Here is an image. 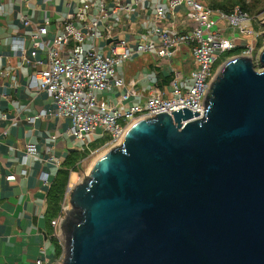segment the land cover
I'll return each instance as SVG.
<instances>
[{"label":"water","instance_id":"obj_1","mask_svg":"<svg viewBox=\"0 0 264 264\" xmlns=\"http://www.w3.org/2000/svg\"><path fill=\"white\" fill-rule=\"evenodd\" d=\"M258 59L228 58L203 116L133 122L69 185L64 264H264V47Z\"/></svg>","mask_w":264,"mask_h":264},{"label":"crops","instance_id":"obj_2","mask_svg":"<svg viewBox=\"0 0 264 264\" xmlns=\"http://www.w3.org/2000/svg\"><path fill=\"white\" fill-rule=\"evenodd\" d=\"M101 1L109 11L118 2L128 4L130 9L117 10L102 21L99 36L79 46L71 42L69 48L85 50L95 45L108 55L110 45L118 39L127 40L132 47L140 42L156 44L154 30L158 27L189 31L196 25L186 6L175 12L174 20L167 7L166 17L158 19L156 8L165 5L163 0H0V264H36L38 259L54 262L63 253L59 228L47 213L49 188L73 151L86 150L106 136L97 135L82 145L70 132V117L55 114L54 97L39 91L32 82L33 64L45 60L46 55L40 51L36 58L30 56L34 44L30 36L37 26L45 25L49 33L44 40L50 43L69 14L88 2L97 7ZM96 12H89L88 20ZM23 16L30 24L22 22ZM107 27L111 28L112 38ZM218 28L226 38H230L228 33H232V38L239 34V29L225 19L218 20ZM21 41L32 63L17 54L15 43ZM245 41L240 36L239 43ZM193 67V44L182 45L171 60L161 58L154 50L136 54L118 66L125 85L110 89L104 98L118 103L122 92L134 88L136 94L122 103L127 107L144 103L154 90L169 96L177 76L186 91ZM29 145L36 149L32 154L27 151ZM43 173L48 174L47 181L42 178Z\"/></svg>","mask_w":264,"mask_h":264},{"label":"built area","instance_id":"obj_3","mask_svg":"<svg viewBox=\"0 0 264 264\" xmlns=\"http://www.w3.org/2000/svg\"><path fill=\"white\" fill-rule=\"evenodd\" d=\"M146 2L149 0H138ZM165 5H158L156 17L165 18L168 14L166 7L171 12L174 20L175 12L182 6L189 9L191 18L196 25L189 31H180L158 27L154 30L158 42H140L132 47L127 40L118 39L110 45V54L101 52L95 45L85 50L69 48L71 42L85 43L89 38L100 35L102 21L108 20L117 10H129L128 4L116 3L112 11H109L104 1L96 7L94 3L88 2L78 8L75 13L67 16L63 28L56 33L50 43H46L44 37L49 33L48 27L39 25L31 34L34 42L30 53L36 58L38 53L43 51L45 60L35 62V69L32 73V82L39 91L53 96L56 103L55 114L58 116H69L71 119V134L87 145L95 136L109 137L108 143L113 145L119 143L124 137L129 126L145 117L156 116L158 112L172 111L187 107L196 113L201 111L197 119L203 116L205 109V98L209 91L212 78L217 72L214 66L220 55L228 50L237 47L243 49L242 54L254 55L255 46L247 41L239 43L241 34H254L250 28V15L239 7L233 13L227 14L221 10H215L197 0H163ZM93 9L97 12L93 19L88 20L87 14ZM225 19L230 25L239 29V36L226 38L221 35L223 30L218 28V20ZM22 22L30 24L28 18L23 16ZM76 22H79L78 26ZM175 27V25L173 26ZM110 27L106 28L109 37H113ZM193 44L194 67L191 74V82L187 90L183 91L177 76L173 81L172 91L169 96H164L160 90H154L146 98L144 103H138L124 107L123 101H127L136 94L134 88L122 92L118 103L107 100L104 94L112 88H121L125 81L118 73V66L136 54L154 50L165 59L172 57L181 49L184 44ZM17 54L28 58V49L23 41L15 43ZM255 56V55H254ZM134 83V82H132ZM103 96V97H102ZM184 121L183 123H186ZM34 145H29V154L35 152ZM42 178L48 180V174L43 173ZM68 200V199H67ZM67 205L63 207V213L53 224L59 228L60 222L65 215ZM63 253L54 262L38 259L36 264H64L65 246L61 239Z\"/></svg>","mask_w":264,"mask_h":264},{"label":"trees","instance_id":"obj_4","mask_svg":"<svg viewBox=\"0 0 264 264\" xmlns=\"http://www.w3.org/2000/svg\"><path fill=\"white\" fill-rule=\"evenodd\" d=\"M204 3L205 5L215 9L221 10L227 14L233 13L236 7H239L245 12L256 16L260 11L264 10V0H197ZM256 30H260L262 26L260 22L254 23ZM255 30V29H254ZM262 42H259V46ZM243 49L237 47L228 52L226 59L241 54ZM221 62H219L220 65ZM259 66V64H256ZM218 67V65L216 66ZM109 137L102 140L101 142H94L92 145L83 151H73L65 160V162L60 167L58 173L53 179L51 186L48 191L47 197V213L51 220L58 218L63 213V207L68 202V187L70 185L71 173L73 171L77 172L82 165L83 160H85L91 153V151L97 149L98 147L104 145L108 141ZM61 248V245H59ZM62 248L60 249L61 252Z\"/></svg>","mask_w":264,"mask_h":264},{"label":"rangeland","instance_id":"obj_5","mask_svg":"<svg viewBox=\"0 0 264 264\" xmlns=\"http://www.w3.org/2000/svg\"><path fill=\"white\" fill-rule=\"evenodd\" d=\"M237 8V7H236ZM249 13V12H247ZM250 18H251V21L249 22L251 27L255 33L254 34H241V39H245L247 40V42L249 43H252L254 44L255 46V50L253 52V54L255 55V63L256 64H259V59H258V56H259V53L261 52V50L263 49L264 47V27L262 26V28L260 30H256L255 26H254V23H259L261 25H264V10L260 11L256 16L250 14ZM239 32V31H238ZM229 34V37L232 38V33H228ZM239 36L238 35H234L233 37H237ZM258 41H261L262 44L259 46L258 44ZM231 51V50H228L226 51L225 53H223L222 55H220L217 59V62L214 66V70H216L215 68H218L220 67V65L225 62L226 60H224L228 54V52ZM219 62L220 65H219ZM179 61L177 60L176 61V64H178ZM218 65V67H216ZM257 69H261V65L259 64V66H256ZM113 146L112 143H109V144H105L101 147H98L97 149L93 150L90 155L85 159L83 160L82 162V165L80 166V169L79 171L75 172L73 171L71 173V179H70V185H73V184H76L78 183L79 181L83 180V178L85 177V175L88 173V170L90 168V166L92 165V163L96 160L97 157H99L101 154H103L104 152H106L108 149H110L111 147ZM68 204V202H67Z\"/></svg>","mask_w":264,"mask_h":264}]
</instances>
